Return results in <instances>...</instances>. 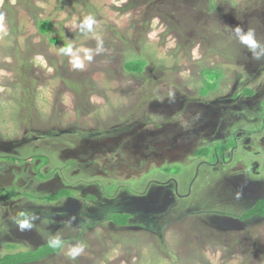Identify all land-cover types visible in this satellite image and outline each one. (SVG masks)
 Returning <instances> with one entry per match:
<instances>
[{
	"label": "rangeland",
	"instance_id": "374dc122",
	"mask_svg": "<svg viewBox=\"0 0 264 264\" xmlns=\"http://www.w3.org/2000/svg\"><path fill=\"white\" fill-rule=\"evenodd\" d=\"M0 16V260L61 242L29 264H264V217L240 218L264 198V0H0ZM68 44L93 59L75 68ZM205 69L222 71L207 94Z\"/></svg>",
	"mask_w": 264,
	"mask_h": 264
},
{
	"label": "trees",
	"instance_id": "16d2710c",
	"mask_svg": "<svg viewBox=\"0 0 264 264\" xmlns=\"http://www.w3.org/2000/svg\"><path fill=\"white\" fill-rule=\"evenodd\" d=\"M38 29H39V32L41 34H47L51 31L52 24L49 21H40L38 23ZM146 66H147V61L142 57L137 58V59H132V60L124 63L125 70L129 73H134V74H141L143 71H145ZM211 72H216L214 75L213 81H209L208 80L209 77H207V75H209V73L211 74ZM203 74H204V76L207 77L205 81L208 82V86H209L206 89V94L209 91L216 90L218 87L219 79L222 75V71L221 70H213V69H205V70H203ZM246 92L248 94H253V92L250 91V89H248V91H246ZM99 134H101V133H99ZM234 145H235V142L229 141L226 144L215 145V149L219 153H223V152L225 153L230 147H232ZM210 150H211L210 148L201 147L195 152V155L198 157H202V156L207 157L210 154ZM18 162H21V160L19 159ZM168 168L169 167H167V168L163 167L162 171H164L166 173H170V169H168ZM71 195H72L71 190L65 189V190H60L57 193L51 194L48 196H52V199L55 202H57L61 198L71 196ZM45 199H47V198H45ZM255 216L264 217V198L259 199L255 203V205L251 209L247 210L240 218L243 220H247V219H250V218L255 217ZM130 217H131V214H129V213L124 214L122 217L119 216L118 218H116L115 214H112L108 217V220H111L115 225H118V226H127L129 224ZM54 243H59L61 245V242H54ZM52 244L53 243H48L42 247L37 248L36 251L35 250H32V251L26 250V252H23V253L16 255V256H8V257L5 256L2 260H0V264H29V263L36 262L45 256H48L50 254L57 253L60 251L61 246L59 248H54V247H52Z\"/></svg>",
	"mask_w": 264,
	"mask_h": 264
},
{
	"label": "clouds",
	"instance_id": "9594fccd",
	"mask_svg": "<svg viewBox=\"0 0 264 264\" xmlns=\"http://www.w3.org/2000/svg\"><path fill=\"white\" fill-rule=\"evenodd\" d=\"M3 16H0V30H2V26H3ZM96 22L93 20V18L91 16L86 17L85 21H84V26L86 28H88L89 31L93 30V25ZM240 29H237V32H239ZM243 41L244 43L248 44V45H253L254 44V38H253V34L250 32L247 36L243 37ZM100 50V48L98 49V51ZM61 51L64 54L70 55L72 57L71 63L73 64V66L75 68L78 69H83L85 64L84 61H91L93 59V56L91 54V52L88 49H80L78 52H74L73 51V47L71 44H68L66 47L62 48ZM79 52H83V58H81V56L79 55ZM61 245L59 243H53L52 247L54 248H59ZM84 245L71 249L69 252V255L72 258L77 257L78 255H80L81 253H83L84 251Z\"/></svg>",
	"mask_w": 264,
	"mask_h": 264
},
{
	"label": "flooded vegetation",
	"instance_id": "af4514ba",
	"mask_svg": "<svg viewBox=\"0 0 264 264\" xmlns=\"http://www.w3.org/2000/svg\"><path fill=\"white\" fill-rule=\"evenodd\" d=\"M164 127H166V125H165ZM86 144H88V143H86ZM46 178H48V177H46ZM59 191H60V190H59ZM262 199H263V198H262ZM258 200H259V199H258ZM258 200H257V201H258ZM58 201H59V200H58ZM257 201H256V202H257ZM53 203H54V202H53Z\"/></svg>",
	"mask_w": 264,
	"mask_h": 264
}]
</instances>
